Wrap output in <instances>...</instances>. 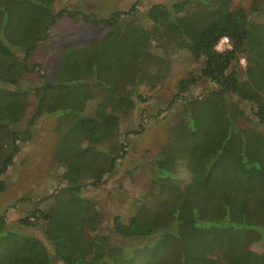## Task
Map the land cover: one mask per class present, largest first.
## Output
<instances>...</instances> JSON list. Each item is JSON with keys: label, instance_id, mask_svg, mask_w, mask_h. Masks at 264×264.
Wrapping results in <instances>:
<instances>
[{"label": "trees", "instance_id": "16d2710c", "mask_svg": "<svg viewBox=\"0 0 264 264\" xmlns=\"http://www.w3.org/2000/svg\"><path fill=\"white\" fill-rule=\"evenodd\" d=\"M234 2L154 5L145 26L136 5L98 19L56 12V0H0V194L19 144L43 116L60 119L55 157L66 168L65 187L31 202L34 210L18 224L0 215V264H264V133L241 126L245 104L264 125V0ZM65 14L109 30L88 47L67 48L58 67L44 72L34 52ZM225 37L231 48L219 52ZM181 51L198 76L172 75ZM36 73L42 86L23 87ZM168 77L182 109L154 159V189L127 221L115 215L100 233V214L80 193L100 187L126 157L127 145L116 141L122 116L136 100L149 103ZM199 81L213 87L184 96ZM24 119L28 129L15 130ZM105 142L107 150L99 147ZM181 166L191 176L185 184L176 177ZM134 241L140 245L130 250Z\"/></svg>", "mask_w": 264, "mask_h": 264}, {"label": "rangeland", "instance_id": "374dc122", "mask_svg": "<svg viewBox=\"0 0 264 264\" xmlns=\"http://www.w3.org/2000/svg\"><path fill=\"white\" fill-rule=\"evenodd\" d=\"M177 1L56 0L55 11L66 9L70 13L77 12L96 16L98 19H106L119 11H129L132 6L136 5V16L143 21L145 26H149L147 13L151 7L158 4L172 5ZM234 4L246 5L247 3L246 0H235ZM223 23L222 28L225 29L229 26V23ZM108 30L106 24L92 26L85 23L80 15L73 18L69 14H65L50 29L48 40L38 46L34 52L33 61L41 64L44 72H50L52 67L58 64L59 57L67 48L89 46L104 37ZM176 56L178 57L173 65L172 75L176 76L182 70L193 73L195 76L199 75L198 68L191 61L186 60L184 51L179 52ZM241 63L244 68L247 66L244 59H241ZM174 79L168 77L160 91L156 95L154 94L149 103L142 105L136 100V109L122 116L121 133L116 141L118 145H127L125 148L126 157L118 161L115 170L111 175L105 177L104 183L100 187H90L80 193L82 198L93 203L95 210L100 214L99 219H102L98 229L100 233L112 225L115 215H120L123 217V221H127V216L135 211L136 203H140L142 198L154 189V159L162 147L167 144L172 126L182 109V101L176 97ZM42 84L36 73L26 77L23 87L29 89L40 87ZM212 87L207 81H199L198 84L191 86L184 96L195 99ZM149 93L153 95V92ZM172 99H175V104L171 110H167ZM242 109L244 125L241 126L255 128L264 133V125L255 119L252 106L245 104L242 105ZM29 117L31 116L29 115ZM27 120L24 119L21 123L13 125V128L19 131L28 129ZM59 120V117L43 116L36 121L31 130V140L19 144L20 153L16 156L15 162L6 176L2 178L7 190L0 194V215L6 213L11 225L18 224L20 219L28 216L34 210V205L31 202H39L54 196L65 187L62 175L66 168L55 157V149L60 139L59 134L55 132ZM72 141L74 140L72 139ZM99 147L107 150L109 143L105 142ZM176 177L180 184H185L191 176L187 169L181 166ZM55 197L45 203L47 207L50 204L53 205L57 199ZM23 199L28 201L21 202ZM41 208L45 209V205H41ZM44 228L42 222H38L36 232L42 234ZM117 240L113 241L117 242ZM139 245V242L134 241L129 249L132 250Z\"/></svg>", "mask_w": 264, "mask_h": 264}, {"label": "built area", "instance_id": "2783aa9c", "mask_svg": "<svg viewBox=\"0 0 264 264\" xmlns=\"http://www.w3.org/2000/svg\"><path fill=\"white\" fill-rule=\"evenodd\" d=\"M231 48V44L229 39L225 40L224 38L220 41V43L217 45L216 50L219 52H224Z\"/></svg>", "mask_w": 264, "mask_h": 264}, {"label": "crops", "instance_id": "0c3cea01", "mask_svg": "<svg viewBox=\"0 0 264 264\" xmlns=\"http://www.w3.org/2000/svg\"><path fill=\"white\" fill-rule=\"evenodd\" d=\"M91 45V44H90ZM86 47H88V46H86ZM85 48V47H84ZM61 57V56H60ZM60 57H59V59H60ZM58 64H59V60H58ZM58 64H56V66L54 67H52V70H50V72H52L53 70H55L56 69V67H58ZM26 79V78H25ZM57 118V117H56Z\"/></svg>", "mask_w": 264, "mask_h": 264}, {"label": "clouds", "instance_id": "9594fccd", "mask_svg": "<svg viewBox=\"0 0 264 264\" xmlns=\"http://www.w3.org/2000/svg\"><path fill=\"white\" fill-rule=\"evenodd\" d=\"M224 39L227 40V37H225Z\"/></svg>", "mask_w": 264, "mask_h": 264}]
</instances>
